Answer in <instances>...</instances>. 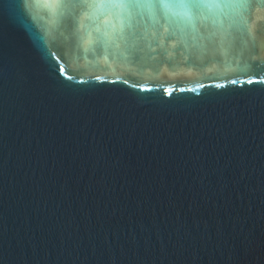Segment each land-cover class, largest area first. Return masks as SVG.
<instances>
[{"label": "water", "instance_id": "water-1", "mask_svg": "<svg viewBox=\"0 0 264 264\" xmlns=\"http://www.w3.org/2000/svg\"><path fill=\"white\" fill-rule=\"evenodd\" d=\"M183 2L0 0V264H264V2Z\"/></svg>", "mask_w": 264, "mask_h": 264}, {"label": "snow or ice", "instance_id": "snow-or-ice-1", "mask_svg": "<svg viewBox=\"0 0 264 264\" xmlns=\"http://www.w3.org/2000/svg\"><path fill=\"white\" fill-rule=\"evenodd\" d=\"M128 3L131 4H136V3H140L141 0H127ZM145 2L148 3H153L154 5V0H145ZM205 0H185V2H183V6L184 7H199L202 3H204ZM261 2H264V0H261ZM236 81H233V83H235ZM250 83L252 81H249ZM261 83H264V81H260Z\"/></svg>", "mask_w": 264, "mask_h": 264}]
</instances>
